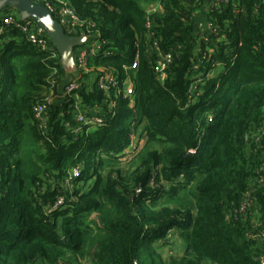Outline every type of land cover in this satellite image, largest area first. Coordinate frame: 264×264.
<instances>
[{
	"label": "trees",
	"instance_id": "1",
	"mask_svg": "<svg viewBox=\"0 0 264 264\" xmlns=\"http://www.w3.org/2000/svg\"><path fill=\"white\" fill-rule=\"evenodd\" d=\"M47 1L99 47L69 95L56 51L0 15V264H260L263 0L211 2L207 33L204 0Z\"/></svg>",
	"mask_w": 264,
	"mask_h": 264
},
{
	"label": "built area",
	"instance_id": "2",
	"mask_svg": "<svg viewBox=\"0 0 264 264\" xmlns=\"http://www.w3.org/2000/svg\"><path fill=\"white\" fill-rule=\"evenodd\" d=\"M218 0H211V2L215 3ZM44 7L53 15V17L58 21V23L61 25V27L64 29V31L69 35H77V31L81 28L82 23L78 21V19L75 17L74 13L69 9L64 3L58 2L56 3H50L47 0H43ZM264 2V0H263ZM43 6V5H42ZM1 22L3 25H12L22 33H24L28 40L37 46H39L41 49H47L50 48L52 51H54V48L49 47V38L46 36L44 31L39 28L37 25H35L32 22L26 21V22H20L18 15L14 11H7V13L4 14V16L1 19ZM1 33V28H0ZM85 34V33H80ZM86 35V34H85ZM88 40L86 41L85 45L76 49L74 52V61H75V72L72 75V80L68 82L65 87V93L71 94L74 92L78 87V80L82 74L89 73L90 70L87 67V59L95 56L98 45L96 43V40L93 38H90L88 35ZM168 59V56L166 57ZM132 69L136 68V64L133 63L131 65ZM164 68V64H161L160 67H158V71H162ZM95 83L99 90L103 92H108L110 89L117 87L118 83L116 82V79L114 76L110 74H99L96 76ZM116 91L120 94H122L124 97H129L133 93V83L130 80L125 81L122 86H120L119 89H116ZM111 107H114V103L110 105ZM43 111V107H38L35 109L36 117L40 115V113ZM76 120L78 123L84 124V125H90V124H96L100 123V119L98 116H94L93 118L86 120L81 113L76 114ZM73 175H77V170L73 172ZM247 201V200H246ZM254 238L263 239V236H253ZM260 264H264V254L259 257Z\"/></svg>",
	"mask_w": 264,
	"mask_h": 264
},
{
	"label": "water",
	"instance_id": "3",
	"mask_svg": "<svg viewBox=\"0 0 264 264\" xmlns=\"http://www.w3.org/2000/svg\"><path fill=\"white\" fill-rule=\"evenodd\" d=\"M8 10L14 11L20 22H32L44 31L60 58V66L65 73L60 89L64 88L76 69L74 52L85 45L88 37L85 34H67L44 6L32 0H0V15Z\"/></svg>",
	"mask_w": 264,
	"mask_h": 264
},
{
	"label": "crops",
	"instance_id": "4",
	"mask_svg": "<svg viewBox=\"0 0 264 264\" xmlns=\"http://www.w3.org/2000/svg\"><path fill=\"white\" fill-rule=\"evenodd\" d=\"M210 4H211V0H204V5L201 7L200 11L194 14V17H193L194 31H200L202 33H207L209 31V25H208L207 17L205 15V10ZM149 6L150 5L146 6V8L149 9ZM156 8H157V5L152 7V10L151 9L149 10L154 11ZM64 78H65V75H64ZM60 87L61 85L59 86V89Z\"/></svg>",
	"mask_w": 264,
	"mask_h": 264
},
{
	"label": "rangeland",
	"instance_id": "5",
	"mask_svg": "<svg viewBox=\"0 0 264 264\" xmlns=\"http://www.w3.org/2000/svg\"><path fill=\"white\" fill-rule=\"evenodd\" d=\"M139 4L142 5V6H145V5H146V3H145L144 1H141ZM152 7H154V6H152ZM152 7H151V10H152ZM179 245H180V243L177 242V247H178V248H177V249H170V251L173 252V254H175V255H180V254H181V252H180L181 250L179 249V248H180ZM167 250H168V249H167ZM166 252H167V251H164V252H163V255H165Z\"/></svg>",
	"mask_w": 264,
	"mask_h": 264
}]
</instances>
